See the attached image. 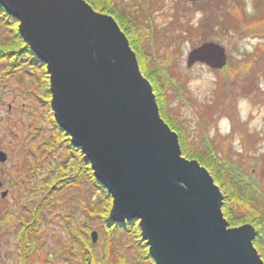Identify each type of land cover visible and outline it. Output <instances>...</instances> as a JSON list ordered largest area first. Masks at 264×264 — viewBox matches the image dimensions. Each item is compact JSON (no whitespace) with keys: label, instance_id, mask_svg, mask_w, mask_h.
Wrapping results in <instances>:
<instances>
[{"label":"water","instance_id":"1","mask_svg":"<svg viewBox=\"0 0 264 264\" xmlns=\"http://www.w3.org/2000/svg\"><path fill=\"white\" fill-rule=\"evenodd\" d=\"M0 6L45 64L55 122L110 194L109 221H138L154 264H264L253 245L255 228L228 227L212 175L182 156L111 15L86 0H0ZM226 59L222 45L204 42L187 64L218 69ZM6 158L0 150V162ZM97 238L93 230L92 242Z\"/></svg>","mask_w":264,"mask_h":264},{"label":"rangeland","instance_id":"2","mask_svg":"<svg viewBox=\"0 0 264 264\" xmlns=\"http://www.w3.org/2000/svg\"><path fill=\"white\" fill-rule=\"evenodd\" d=\"M127 1L131 0H123V2ZM158 1L159 5L152 11L153 16L149 19L155 29L168 25L173 20L171 14L174 12L180 15V23L177 22L180 28H177V31H180L183 38L179 45L180 50L172 60L174 66L172 68L176 83L184 85L191 99L189 102L184 96V102L189 103L181 104L178 96L174 103H171V108L178 112V117L184 121L192 136L191 133L194 135L192 130L196 127V119H194L196 109L218 98L220 107L212 116L213 136L225 138L224 141L230 144L233 157L240 158L244 147H248L257 155H262L264 153V42L259 43L258 37H264L262 33L264 27L254 22L253 16L251 17L256 10L254 0H203L201 4H194L199 0ZM93 8L99 13L111 15ZM228 16L236 17L238 26L227 31H219L218 22L225 23ZM201 24L207 26L204 28L207 31L205 35L192 31V28ZM214 27L216 30L213 29ZM190 30L191 32L188 33L187 31ZM3 31L4 28L0 26V33ZM121 31L125 34L122 29ZM157 31L153 32L157 33ZM148 32L152 34L151 29H148ZM125 36L127 37L126 34ZM204 42L222 45L227 55L226 61L234 57L229 66L231 70L224 67L214 69L199 61L188 66V54ZM170 44L172 45L169 47V53L174 49L172 41L167 45ZM165 48L157 49L158 55H166ZM6 67H0V150L7 155L6 160L0 162V264H64L63 261L67 264H78L79 260L75 259L73 251L76 250V255H80L83 250V243L80 240L89 241L93 230H97L98 239L97 242H92V249L94 255L99 258L106 248L107 232H101V225L97 221L84 223V215L80 209L83 197L87 198L89 186L83 182L70 185L56 192L52 199L49 193L53 185L51 181L54 172H50V169L54 166V162L57 163L60 157L65 156V148L59 146L51 153L43 150L41 157L42 152L39 149L41 142L44 144L48 141L47 136L53 131L49 127L48 109L42 110L37 103V97L27 91V84L31 79L30 73L21 71V67L20 71H12ZM30 72L33 73L34 78L37 77L36 71L30 70ZM21 75L23 81L20 79ZM143 76L145 77L144 74ZM36 85L34 90L40 94L42 90L38 84ZM36 126L44 127L45 136L37 138L38 135L34 134ZM36 163L42 168L43 173H27L29 169L32 171L31 168ZM248 171L255 177L261 175L259 166H254L252 163L248 164ZM26 174L29 176L24 181ZM72 175L73 172L68 176ZM3 192L6 193L3 195ZM41 202L44 203L42 224L36 235L28 239L24 238L21 242L22 226L30 221L35 207ZM111 206L112 204L107 212L108 221ZM240 225L228 224V227ZM76 236L77 239L74 238ZM116 236L120 238L126 263L142 264L143 260H140L130 235L117 233ZM111 242L114 255L117 253L114 239ZM35 244H38V248ZM66 253L69 254V260L62 258ZM120 254H122L121 250L113 256L115 259H110L109 264H118ZM258 254L260 255L259 252ZM132 257L135 262L132 261ZM260 258L264 261L261 255Z\"/></svg>","mask_w":264,"mask_h":264},{"label":"trees","instance_id":"3","mask_svg":"<svg viewBox=\"0 0 264 264\" xmlns=\"http://www.w3.org/2000/svg\"><path fill=\"white\" fill-rule=\"evenodd\" d=\"M86 1L93 7L111 14L125 32L131 48L136 54L140 70L152 85L162 118L178 135L182 155L198 160L201 165H204L209 170L214 182L222 192V212L228 224L235 226L248 223L255 228L253 244L264 259V153L257 155L248 147H244L240 158H236L231 153L230 144L224 141L225 138L213 136L211 132L212 126H214L212 116L220 107L218 98L212 102H206L196 109L194 118L196 119V127L192 130L194 132V135L191 133L192 136L184 121L178 117V112L171 108V103L173 104L178 96L181 104L187 103V101L184 102L183 100L184 96L189 102L191 101L189 91L183 84L176 83L173 72L174 66L172 65V60L178 54L179 45L183 38L180 31H177V28H180V25L177 24V22L180 23V15L174 12L171 14L173 20L168 25L155 29L149 19L153 16L152 11L159 5L158 0H131L130 2H123V0ZM201 3H203V0L194 2V4ZM254 4L256 10L251 17L253 16L254 22H258L264 27V0H254ZM228 17L225 23L218 22L219 31L236 28L238 23L236 17ZM17 25L18 21L8 15L0 6V26L5 30L0 33V67L7 66V69L13 70L23 66L26 67L24 71L33 69L37 72V78L44 80L45 97L48 99L50 92L46 66L34 55L30 46L22 39ZM204 25H197L192 28V31H196L199 35H205L207 31L204 28H207V26ZM148 29H151L152 34H149ZM213 29L216 30L215 27ZM154 30H158L157 33L153 32ZM184 30L186 29L184 28ZM187 32L189 33L191 30ZM262 33L264 34V32ZM258 38L259 43L264 42L262 41L264 37ZM163 39L167 41L165 42ZM170 41H172L174 49L169 53V47L172 44L169 46L167 44ZM163 47H166L164 51L166 55H158L157 49ZM233 59L234 57H231V60L227 61L225 69L231 70L229 66ZM46 104V109L50 110L49 100ZM50 121L53 124V131L47 137L49 140L44 142L43 145L52 150L59 146L60 148L63 147L66 153L69 152V155L64 154L65 156L60 157L57 163H53L54 166L51 167L50 172H54L51 181L54 187L51 188L49 194H51L53 199L54 194L63 188L80 182L85 183L89 186V192L86 199L83 197L80 205L84 215L83 222L93 223L97 221L101 225V232H107L106 248L104 254L99 258L94 255L91 239L87 242L80 240L83 243V250L80 255H76V250L73 251L75 259L79 260L78 264H109L110 259H115L113 256L120 250L122 254L118 257V264H128L121 249L120 238L116 236L117 233L130 235L140 260H143L142 264H154L149 256L148 246L141 237L138 221L126 220L122 223L108 221L107 212L112 204L110 194L95 180L89 162L82 157L81 152L74 150L76 148L70 143L68 134L59 128L53 116H51ZM251 163L254 166H259L260 176L255 177L254 174L249 173L248 164ZM31 169L30 173L34 174L40 171L37 163ZM71 172H73V175L68 176ZM43 210L44 203L41 202L35 207L30 221L23 224L21 242L24 238L28 239L30 236L37 234L38 228L42 224L41 216ZM74 238L77 239V236ZM113 239L117 251L114 255L112 254L113 246H111ZM35 246L38 248V244H35ZM68 255L66 253V256L62 258L69 260L70 257ZM132 261L135 262L134 258ZM62 263L65 262L63 261Z\"/></svg>","mask_w":264,"mask_h":264},{"label":"flooded vegetation","instance_id":"4","mask_svg":"<svg viewBox=\"0 0 264 264\" xmlns=\"http://www.w3.org/2000/svg\"><path fill=\"white\" fill-rule=\"evenodd\" d=\"M24 68L25 67H21V71H24ZM17 70H19L20 71V67H18V68H14L12 71H17ZM32 71H34L33 69H31ZM29 73H30V75L29 76H31V79H30V82L27 84V88H28V90L27 91H30L31 92V94H34L36 97H37V103L41 106V109L43 110V109H46V103L48 102V100H49V104H50V96H49V99H47L46 97H45V89H44V80H39L37 77L36 78H34V76H32L33 75V73L32 72H30V71H28ZM35 73H37V72H35ZM37 75V74H36ZM48 76V75H47ZM22 75H21V77H20V79H21V81H23L22 80ZM36 84H38V86H39V88H41V90H42V92L40 93V94H38L35 90H34V87L35 86H37ZM48 84H49V82H48ZM50 94V93H49ZM48 115H49V120H50V118H51V116H53V112H52V109H48ZM50 122V125H49V127H51V129L53 130V124H52V122L51 121H49ZM37 127V126H36ZM43 129H44V127L42 126V127H37L36 128V132H34V134H36V136H37V138H42V135L43 136H45V133H44V131H43ZM48 137V136H47ZM42 141V140H41ZM36 147H38V146H35V148ZM40 149V151L42 152V156L41 157H43V150H45V151H47L48 153H51V151H52V149H50V148H46L43 144H42V142H41V148H39ZM53 150H55V149H53ZM74 150H77V151H79L80 152V150L79 149H74ZM63 154V153H62ZM66 154H68L69 155V152H67ZM65 154V155H66ZM82 157H83V155H82ZM43 160V159H42ZM39 164H41V163H39ZM27 173H30V169L29 170H27ZM43 172H42V168L40 167V171L37 173V174H42ZM32 174V173H31ZM29 175L28 174H26V176H25V178H23V180L24 181H26L27 180V177H28ZM52 187H54V184L52 185ZM121 249H122V251H123V253H124V250H123V247H121ZM64 264H67V262H65Z\"/></svg>","mask_w":264,"mask_h":264}]
</instances>
